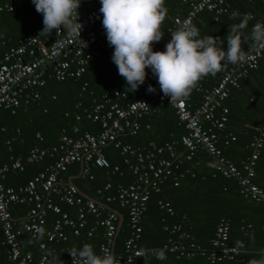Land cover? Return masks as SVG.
Here are the masks:
<instances>
[{
  "label": "built area",
  "instance_id": "1",
  "mask_svg": "<svg viewBox=\"0 0 264 264\" xmlns=\"http://www.w3.org/2000/svg\"><path fill=\"white\" fill-rule=\"evenodd\" d=\"M16 1L5 0L0 5V12H12ZM229 1L180 0L179 13L170 19L164 30L165 39L154 43L153 51H164L171 40V32L177 30L184 21L199 24V16L203 13L210 14L213 21H216L228 11ZM100 7V0H81L77 21L82 24L80 36L71 35L63 29L50 35H40L44 27L42 24L33 33L18 39L15 45L7 48L0 57V114L5 112L14 115L18 108L36 101L38 92L47 79L62 82L67 78L77 80L83 75L89 60L96 57L99 49L109 46ZM246 14L251 17L249 13ZM257 23L264 25L262 21ZM251 43L249 40L244 46L246 51ZM263 52L264 50L256 51L253 48L247 63L229 64L212 85L205 89L197 88L200 101L193 108L186 101L170 104V98L160 91V85L151 69H146L144 88H138L131 100L123 91L103 90L88 109H81L82 115L74 116L76 122L83 116L97 124L99 129L96 133H79L78 127L73 125L70 134L61 130L57 142L46 149L33 145L24 158L20 155L10 156L8 163L0 165V255L10 264H54L47 253L52 252L53 244L66 240L65 231H69L74 238L83 232L88 240L98 228H101L102 234L97 254L103 255V251L113 253L118 218L115 211L102 205L115 202L119 208L125 210L128 228L122 250L115 257L118 264H134L135 259L139 258L140 220L150 194L159 193L168 178L176 186L175 175H183L178 171L179 166L184 161H191L196 150H203L207 154L209 166L214 172L235 180L238 192L243 198L264 209V189L257 187L252 181L264 127L258 128L257 134L252 138L249 144L252 152L240 168L225 159L216 146L217 132L226 121V109L221 107V102L228 97L231 88L238 87L239 80L256 69ZM149 85L156 89L155 93L147 91ZM85 87L86 84L83 83L80 90L84 91ZM164 104L173 110L177 125L184 130L183 134L159 146L149 143L145 147H134L122 143L120 137L134 136L140 127L139 121L158 112ZM79 107L80 103H77L75 108ZM218 108L220 114L216 117L215 111ZM15 133L18 131L15 130ZM34 139L39 143L42 141L39 133H35ZM229 140L234 139L229 136ZM8 144L9 141H6L5 145ZM109 144L118 151L122 164L131 177L129 183L118 184L114 194L107 193L111 188L109 177L120 172L119 167L110 166L102 154V149ZM226 144L227 141H224V145ZM44 159L49 162L25 184L17 187L3 184L6 175L23 172V163L39 164ZM74 164L78 165L77 177L80 179L91 180L89 172L92 167L105 170L106 181L95 190L93 197L83 198L68 183L69 180H64L68 167ZM51 197L72 208L73 217L54 203ZM16 205L27 207L18 226L9 213L10 208ZM156 205L167 215H172L166 202L158 200ZM47 213L54 216L48 226L45 222ZM38 227L45 229V235L37 244V257L33 258L29 251H22L21 240L23 234L34 239ZM162 229L168 233V238L160 247L165 249L166 256L169 255L175 260L190 258L193 256L190 250H198L190 234L181 230L179 224L165 225ZM227 240L228 222L221 218L209 241L212 249L205 256V264L235 260L239 250L227 245ZM72 248L74 246L66 249L65 264H73L69 253ZM261 258L264 259V244L261 246ZM159 264L165 263L161 261Z\"/></svg>",
  "mask_w": 264,
  "mask_h": 264
},
{
  "label": "trees",
  "instance_id": "2",
  "mask_svg": "<svg viewBox=\"0 0 264 264\" xmlns=\"http://www.w3.org/2000/svg\"><path fill=\"white\" fill-rule=\"evenodd\" d=\"M4 2L5 0H0V5ZM179 2L180 0H165L167 16L162 25L163 32L169 25L170 19L179 13ZM233 11L251 15L252 18L248 22L245 34H250L252 27L257 22H264V1L230 0L228 11L219 16L216 21H213L212 16L208 13L199 16L200 23L195 26L199 29L200 36L219 37L226 50L229 25L239 22V19L230 18ZM180 15L183 14L180 13ZM42 24L43 15L36 11L32 0H17L12 12H0V57L8 47L15 45L18 39L30 35ZM113 51L114 48L111 46L99 49L96 57L89 60L79 79L67 78L62 82L47 79L39 90V97L36 101L18 108L14 115L5 112L0 114V165L8 163L10 156L20 155L24 158L33 145L42 149L54 145L61 130L70 134V128L73 125L78 127L79 133H96L99 129L97 124L91 123L83 116L76 122L74 116L82 115L81 109H88L91 102L97 100L103 90H120L126 93L129 100L133 98L135 91L130 92L126 88L124 78L119 75L117 66L111 59ZM224 71L215 76L205 77L199 83L198 88L209 87ZM263 77L264 52L256 69L239 80L238 87L231 88L228 97L221 102V107L226 109V121L223 128L217 132L216 146L221 155L237 168H240L242 162L249 158L252 152L249 144L257 134L258 128L264 127ZM83 83L86 84V87L84 91H81ZM139 88L143 89L144 87L141 85ZM199 101L200 94L195 89L186 103L193 108L198 105ZM77 103H80L79 108H75ZM219 114L220 108L216 109L215 116L217 117ZM139 123L140 127L134 136L120 137L122 143L134 147H145L149 143L159 146L171 139H177L184 133L183 128L177 125L173 110L167 104L161 106L155 114L141 119ZM15 130L18 131L17 134ZM35 133L40 134L42 138L40 143L34 139ZM229 136H232L234 140L230 141ZM6 141H9L8 146L5 145ZM224 141H227L226 145H224ZM102 154L110 166L117 165L119 167L120 174L109 177L111 188L107 193L114 194L116 186L129 183L131 177L122 164V158L118 151L111 144L102 149ZM48 162V159H44L39 164L23 163V172L6 175L3 184L11 187L23 185L35 173L41 171ZM77 166L74 164L68 167L64 180L67 181L70 177L69 181L78 192L91 198L94 196L95 190L106 181L105 170L96 167L90 168L89 173L92 179L86 180L77 177ZM178 171L183 175L182 177L175 175L176 186H173L172 180L168 178L162 184L159 193L150 194L140 220L141 232L138 247L140 249L160 248L168 238V233L162 229L163 226L179 224L181 230L190 234L192 242L198 246V250H190L193 252V256L190 258L175 260L168 255L163 262L165 264H205V256L212 249L209 241L213 237L218 220L223 218L228 222L227 245L237 248L239 253L235 260L223 261L221 264H251L252 261L261 260V246L264 244L263 207L243 198L238 192L235 180L224 178L214 172L209 166V158L203 150H196L191 161H184ZM253 172V183L264 189V136ZM51 200L70 217H73L72 208L58 202L54 197H51ZM158 200L164 201L170 206L171 216L158 209L156 205ZM106 206L112 211H117L122 217V223L113 242L112 252L116 255L122 250L123 241L128 234L127 218L125 210L119 208L115 202L108 203ZM26 210L27 207L22 205L10 208V217L17 226L21 223ZM53 218L52 214H46V226ZM101 234L102 230L98 228L93 237L86 240L83 232L74 238L69 231H65L66 240L53 244L52 252L48 251L47 255L54 264H65L66 249L72 246L79 249L85 243L93 245L97 253ZM40 240L31 239L23 234L22 251H29L33 258H36L38 255L37 244ZM238 259L241 262H236ZM160 262L161 260L149 256L147 264H159ZM0 264L10 263L0 255ZM134 264H145L144 258L135 259Z\"/></svg>",
  "mask_w": 264,
  "mask_h": 264
},
{
  "label": "clouds",
  "instance_id": "3",
  "mask_svg": "<svg viewBox=\"0 0 264 264\" xmlns=\"http://www.w3.org/2000/svg\"><path fill=\"white\" fill-rule=\"evenodd\" d=\"M32 3L43 15L44 27L40 35H50L63 29L80 36L82 24L77 21L81 0H32ZM100 4L107 41L114 48L111 59L124 78L126 88L130 92L136 91L145 83L146 69L150 68L160 91L170 98V104L186 101L205 77L215 76L229 64L247 63L253 48L264 50V25L257 23L250 34H245L252 17L233 11L230 18L239 19V22L229 25L226 50L219 37H201L199 29L191 21H184L171 32V40L164 51H153L154 43L164 37L165 0H100ZM249 40L252 43L246 51L244 45ZM147 91L155 93L156 89L149 85ZM44 235L45 229L38 227L34 239L40 240ZM69 253L73 264H118L113 253L103 251V255H99L88 243L79 249L72 248ZM137 255L144 258L145 264L149 256L161 261L167 259L163 248H141ZM251 264H264V259Z\"/></svg>",
  "mask_w": 264,
  "mask_h": 264
},
{
  "label": "water",
  "instance_id": "4",
  "mask_svg": "<svg viewBox=\"0 0 264 264\" xmlns=\"http://www.w3.org/2000/svg\"><path fill=\"white\" fill-rule=\"evenodd\" d=\"M69 184H72L70 181L68 182ZM79 194L83 197V198H85V199H87L88 197L87 196H85V195H83V194H81L80 192H79ZM99 205H102V204H100V203H98ZM104 208H106V209H109V210H111L108 206H106V205H102ZM117 214V213H116ZM117 218H118V221H117V230H118V228L120 227V222H121V215L120 214H117Z\"/></svg>",
  "mask_w": 264,
  "mask_h": 264
},
{
  "label": "crops",
  "instance_id": "5",
  "mask_svg": "<svg viewBox=\"0 0 264 264\" xmlns=\"http://www.w3.org/2000/svg\"><path fill=\"white\" fill-rule=\"evenodd\" d=\"M78 167V166H77ZM70 179V177L68 178V180ZM117 214H119L117 211H115ZM121 223H122V218H121V222H120V225H121Z\"/></svg>",
  "mask_w": 264,
  "mask_h": 264
}]
</instances>
